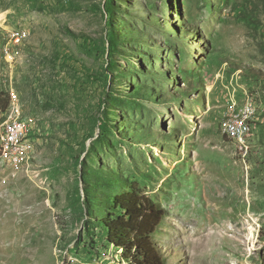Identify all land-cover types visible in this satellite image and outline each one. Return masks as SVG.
Returning a JSON list of instances; mask_svg holds the SVG:
<instances>
[{"label":"rangeland","instance_id":"1","mask_svg":"<svg viewBox=\"0 0 264 264\" xmlns=\"http://www.w3.org/2000/svg\"><path fill=\"white\" fill-rule=\"evenodd\" d=\"M0 91V130L27 123L0 264H129L103 220L133 187L166 209L165 264H264V0H0Z\"/></svg>","mask_w":264,"mask_h":264},{"label":"trees","instance_id":"2","mask_svg":"<svg viewBox=\"0 0 264 264\" xmlns=\"http://www.w3.org/2000/svg\"><path fill=\"white\" fill-rule=\"evenodd\" d=\"M8 105V93L0 91V119ZM112 207L117 212L109 213L103 220L108 231L107 240L116 248L124 249L127 262L165 264L153 232L166 214V209L135 187L115 195Z\"/></svg>","mask_w":264,"mask_h":264},{"label":"bare ground","instance_id":"3","mask_svg":"<svg viewBox=\"0 0 264 264\" xmlns=\"http://www.w3.org/2000/svg\"><path fill=\"white\" fill-rule=\"evenodd\" d=\"M17 111L18 109L13 111L11 119L0 130L1 152H3V156H8L11 161H22L25 151L24 141L26 140L27 126L21 119L22 117L17 114ZM254 111V107L250 102H246L240 107L229 106L224 112V121L222 120L226 134L234 140L243 143L245 141L244 137L246 139L250 133ZM10 125H12V129H6ZM13 133V148L16 150L10 148L9 140L5 139V137H13Z\"/></svg>","mask_w":264,"mask_h":264},{"label":"built area","instance_id":"4","mask_svg":"<svg viewBox=\"0 0 264 264\" xmlns=\"http://www.w3.org/2000/svg\"><path fill=\"white\" fill-rule=\"evenodd\" d=\"M17 35H18V32L15 33V41H17ZM15 43V42H14ZM11 56L13 57V50L11 51ZM6 129H12V125H10L8 128ZM5 139L9 140V146L10 148H13V139H14V133H13V137H5ZM244 140H245V137H244ZM14 150H16L15 148H13Z\"/></svg>","mask_w":264,"mask_h":264},{"label":"crops","instance_id":"5","mask_svg":"<svg viewBox=\"0 0 264 264\" xmlns=\"http://www.w3.org/2000/svg\"><path fill=\"white\" fill-rule=\"evenodd\" d=\"M23 116V115H22ZM25 120V119H24ZM25 122H26V120H25ZM26 125H27V123H26Z\"/></svg>","mask_w":264,"mask_h":264}]
</instances>
